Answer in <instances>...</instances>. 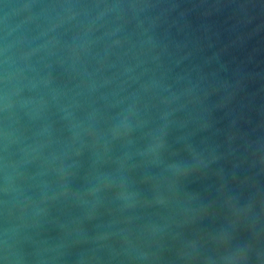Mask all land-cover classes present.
Masks as SVG:
<instances>
[{"label":"water","instance_id":"water-1","mask_svg":"<svg viewBox=\"0 0 264 264\" xmlns=\"http://www.w3.org/2000/svg\"><path fill=\"white\" fill-rule=\"evenodd\" d=\"M0 264H264V0H0Z\"/></svg>","mask_w":264,"mask_h":264}]
</instances>
